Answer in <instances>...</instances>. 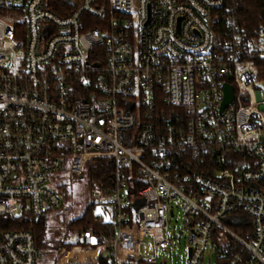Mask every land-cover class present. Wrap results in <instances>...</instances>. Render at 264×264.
Masks as SVG:
<instances>
[{"label":"built area","instance_id":"1","mask_svg":"<svg viewBox=\"0 0 264 264\" xmlns=\"http://www.w3.org/2000/svg\"><path fill=\"white\" fill-rule=\"evenodd\" d=\"M65 1L0 0V219L58 210L50 177L104 160L109 183L88 204L110 209L113 232H84L64 264H158L139 244L167 250L176 209L185 264L211 245L226 260L230 241L264 264V26L248 34L233 0ZM41 256L31 232L0 223V264Z\"/></svg>","mask_w":264,"mask_h":264},{"label":"trees","instance_id":"2","mask_svg":"<svg viewBox=\"0 0 264 264\" xmlns=\"http://www.w3.org/2000/svg\"><path fill=\"white\" fill-rule=\"evenodd\" d=\"M51 9L58 12L57 5L66 3L65 0H49ZM233 12L239 24L245 28L248 34L261 26H264V0H233ZM256 67L259 73V82H264V60L254 57ZM111 173V166L109 162L98 160L87 165L85 174L88 179V189L91 192L96 185H107L109 183V175ZM67 195L63 194L62 204L59 209L63 210L61 227L59 230L50 228L46 215L33 218L25 213H20L15 220H8L1 218L0 223H3L4 230H27L31 232L34 237L35 245L39 251H48L55 249L56 254L59 255L62 251L69 252L73 248L78 247L86 249L81 239L82 234L87 231H94L108 237L112 232L110 224L100 220L95 214L94 207L87 204L82 213L78 216L73 215L72 207L66 205ZM58 209V210H59ZM59 214L55 217L58 218ZM233 230L239 235H251V226L246 220L242 225L234 227ZM73 239V241H72ZM212 244H217L219 248H226L228 250V239L226 243L221 245L217 240L213 239ZM231 246L230 255L226 260L219 259L217 256L216 264H243L248 258V255L241 251L233 241H230ZM239 255V261L234 262L235 256ZM105 257L99 259V264H105ZM55 260L51 264H57Z\"/></svg>","mask_w":264,"mask_h":264},{"label":"rangeland","instance_id":"3","mask_svg":"<svg viewBox=\"0 0 264 264\" xmlns=\"http://www.w3.org/2000/svg\"><path fill=\"white\" fill-rule=\"evenodd\" d=\"M260 87L264 92V82L260 83ZM49 186L56 190L61 199L63 194L67 195L66 205L72 207L73 215L78 216L82 213L84 207L89 203L90 192L88 189V179L86 174L81 178L73 179L64 172L54 174L50 177ZM63 210L47 212L46 218L51 229L59 230L61 227V221L63 218ZM95 214L99 216L105 223L111 224L113 217L109 208L104 206L96 207ZM56 214L58 218L55 217ZM182 211L176 209L174 217L168 219L169 231L167 237L171 240V246L163 251L156 253L153 250V243L150 238H144L142 243L139 244V255L143 259L157 257L158 264L162 261H166L167 264H185L187 261V230L183 227ZM73 241V239H72ZM66 252V251H62ZM84 253V251H83ZM60 255L56 254V250L50 249L43 251L41 259L37 264H51L55 260L60 258ZM73 255H77L73 253ZM94 256V253L90 254ZM83 256V255H82ZM58 262V261H57ZM74 262V260L72 261ZM65 260L61 257L60 264H64ZM217 257L214 251V247L211 245L204 257L203 264H216Z\"/></svg>","mask_w":264,"mask_h":264},{"label":"water","instance_id":"4","mask_svg":"<svg viewBox=\"0 0 264 264\" xmlns=\"http://www.w3.org/2000/svg\"><path fill=\"white\" fill-rule=\"evenodd\" d=\"M225 92V100H224V106L229 104L232 101V89L228 86L224 87ZM189 254V251H188ZM104 257H107V254L104 255Z\"/></svg>","mask_w":264,"mask_h":264},{"label":"bare ground","instance_id":"5","mask_svg":"<svg viewBox=\"0 0 264 264\" xmlns=\"http://www.w3.org/2000/svg\"><path fill=\"white\" fill-rule=\"evenodd\" d=\"M73 253L79 254L80 256L84 255L81 248L75 247L71 250V252H63L62 258L65 260L66 257L73 256Z\"/></svg>","mask_w":264,"mask_h":264},{"label":"crops","instance_id":"6","mask_svg":"<svg viewBox=\"0 0 264 264\" xmlns=\"http://www.w3.org/2000/svg\"><path fill=\"white\" fill-rule=\"evenodd\" d=\"M92 254V253H91Z\"/></svg>","mask_w":264,"mask_h":264}]
</instances>
